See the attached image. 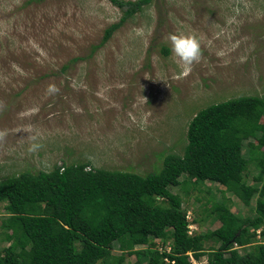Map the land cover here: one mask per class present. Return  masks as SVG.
<instances>
[{"label":"rangeland","instance_id":"rangeland-1","mask_svg":"<svg viewBox=\"0 0 264 264\" xmlns=\"http://www.w3.org/2000/svg\"><path fill=\"white\" fill-rule=\"evenodd\" d=\"M142 8L104 41L124 16L109 0H0V181L80 162L159 172L169 154H184L196 113L264 97V0H153ZM176 33L201 44L202 59L187 75L167 39ZM36 134L43 147L30 152ZM250 156L245 143L243 157ZM257 173L251 164L248 184ZM201 189L190 199L182 187L171 189L192 213L193 235L221 226L208 217L214 202L227 200L245 218L255 214L256 199L247 207L218 184ZM6 216L2 204L0 225ZM124 255L123 264L138 260ZM121 256L116 243L113 257Z\"/></svg>","mask_w":264,"mask_h":264},{"label":"trees","instance_id":"trees-1","mask_svg":"<svg viewBox=\"0 0 264 264\" xmlns=\"http://www.w3.org/2000/svg\"><path fill=\"white\" fill-rule=\"evenodd\" d=\"M109 1L124 16L104 41L153 0ZM251 164L258 170L253 185L246 180ZM207 182L247 207L256 199L254 216L235 214L227 200L214 202L208 217L221 226L190 236L184 199L171 189L182 187L190 199ZM2 204L0 264H123L124 254L136 255L135 264H192L190 253L207 257V264H264V97L230 99L196 113L184 154H169L159 172L143 176L86 162L24 172L0 181ZM153 240L162 243L136 249ZM209 242L215 246L207 249Z\"/></svg>","mask_w":264,"mask_h":264},{"label":"clouds","instance_id":"clouds-1","mask_svg":"<svg viewBox=\"0 0 264 264\" xmlns=\"http://www.w3.org/2000/svg\"><path fill=\"white\" fill-rule=\"evenodd\" d=\"M167 39L170 41L172 56L175 58V61L178 67L181 69V73L183 75H187L188 72L191 70V66L194 63H199L200 60L202 59L203 53L201 50L200 41L195 36L184 35L180 33L169 34ZM29 139L33 141V143L30 144L29 149H28L30 152H35L43 147V145L38 142V134L30 135ZM186 215H187V220L190 222L189 235L193 236L192 230H194L195 227L194 225H192L190 221L192 213L191 212L186 213ZM258 233H260V231ZM159 250L162 253L164 252L165 249L163 247H160ZM166 250L168 253H170L171 248L167 247ZM191 256L194 259L195 257L193 254L191 253L189 254L190 261L192 264H194L192 262ZM195 260L197 263H200V264H202V262L204 261L203 259L202 260L195 259ZM205 264H207V261Z\"/></svg>","mask_w":264,"mask_h":264},{"label":"built area","instance_id":"built-area-1","mask_svg":"<svg viewBox=\"0 0 264 264\" xmlns=\"http://www.w3.org/2000/svg\"><path fill=\"white\" fill-rule=\"evenodd\" d=\"M192 257V256H191ZM192 262L194 263V264H200V263H197L195 260H194V258L192 257Z\"/></svg>","mask_w":264,"mask_h":264},{"label":"bare ground","instance_id":"bare-ground-1","mask_svg":"<svg viewBox=\"0 0 264 264\" xmlns=\"http://www.w3.org/2000/svg\"><path fill=\"white\" fill-rule=\"evenodd\" d=\"M27 49H28V47H27ZM51 108V107H50Z\"/></svg>","mask_w":264,"mask_h":264}]
</instances>
